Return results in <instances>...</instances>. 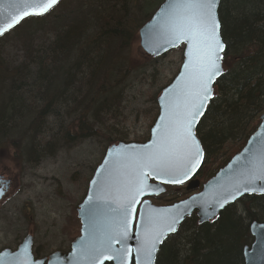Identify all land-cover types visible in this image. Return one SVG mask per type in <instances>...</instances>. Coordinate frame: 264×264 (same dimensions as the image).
I'll return each instance as SVG.
<instances>
[{
  "label": "trees",
  "instance_id": "obj_1",
  "mask_svg": "<svg viewBox=\"0 0 264 264\" xmlns=\"http://www.w3.org/2000/svg\"><path fill=\"white\" fill-rule=\"evenodd\" d=\"M164 1L150 11L155 0H62L45 16L24 20L25 60L10 63L0 46V153L10 147L22 152L27 145L36 159L40 145L57 149L107 126L139 68L127 53ZM219 18L224 72L197 127L205 151L198 177L205 180L243 148L264 113V0H221ZM52 116L73 119L72 128H63V120L42 143ZM171 188L153 200L166 205L188 196L186 190L170 195ZM254 220L264 223V195L245 196L202 225L194 214L161 246L156 264H244Z\"/></svg>",
  "mask_w": 264,
  "mask_h": 264
},
{
  "label": "rangeland",
  "instance_id": "obj_2",
  "mask_svg": "<svg viewBox=\"0 0 264 264\" xmlns=\"http://www.w3.org/2000/svg\"><path fill=\"white\" fill-rule=\"evenodd\" d=\"M161 1L155 0L148 9L154 10ZM22 26L0 38L4 57L13 64L21 63L26 56L24 47L28 34L22 35L19 31ZM183 53L184 46H181L153 58L141 49L137 36L127 54L139 68L126 81L124 100L117 116L110 118L107 126H101L96 136L75 137L74 141L57 149L40 145V155L36 159L25 151L27 145L22 152L13 147L1 151L0 175L5 172L12 184L0 204V250H15L27 235L33 236L34 252H39V258L55 251L70 250L72 242L80 235L79 205L109 143H117L120 139L144 142L149 138L159 113L157 98L179 72ZM61 117L49 118L47 130L40 139L42 143L58 131L64 120ZM73 122V119L65 118L63 128H72ZM233 147L234 143L227 145L220 161L228 157ZM15 154L20 159H15ZM198 178L206 182L205 178ZM174 192H185V186H176L169 191L170 195ZM152 201L156 205L162 204Z\"/></svg>",
  "mask_w": 264,
  "mask_h": 264
},
{
  "label": "snow or ice",
  "instance_id": "obj_3",
  "mask_svg": "<svg viewBox=\"0 0 264 264\" xmlns=\"http://www.w3.org/2000/svg\"><path fill=\"white\" fill-rule=\"evenodd\" d=\"M219 2L220 0H173L164 15L160 35L165 43L187 44V60L181 84L165 105L158 139L139 150L116 153L114 160H106L107 168L102 165L104 173L100 182L101 191L112 194L116 205L113 211L119 217V224L114 236L82 253L81 258L92 264L111 249L113 241L119 242L128 236L127 226L129 218L135 212L134 205L139 203V198L151 187L148 184L149 177L166 176L170 183H183L200 155L199 142L192 131L193 124L203 114L202 109L212 96V83L222 74L220 61L226 47L221 38V25L216 11ZM57 3L58 0H12L7 7L0 6L4 17L3 24H0V35L25 17L47 13ZM257 180H264V157L254 165L243 181L238 182L233 189L225 190V195L215 203L223 208L244 192H264V185L259 188L255 186ZM2 194L3 188H0V195ZM141 218L144 233L142 246L137 252L143 255L144 264H152L158 245L168 233L176 231V224L182 218V213L169 216L164 211L154 210L142 213ZM261 227L264 231V226ZM130 251L117 250V255L122 259ZM10 264H28V261L25 259Z\"/></svg>",
  "mask_w": 264,
  "mask_h": 264
},
{
  "label": "water",
  "instance_id": "obj_4",
  "mask_svg": "<svg viewBox=\"0 0 264 264\" xmlns=\"http://www.w3.org/2000/svg\"><path fill=\"white\" fill-rule=\"evenodd\" d=\"M221 1V0H220ZM12 0H0V6L7 7ZM58 3L54 5L47 13L54 9ZM173 0H165L159 8L154 12L150 20H148L138 32L140 47L145 54L157 58L167 54L168 52L184 46V59L179 69V72L174 77L172 82L161 91L157 102L159 107V114L151 127L149 139L145 142H118L110 145L105 152L101 163L97 166L88 186L87 194L79 205L78 217L81 222L80 235L72 242L71 248L68 252L55 251L49 257L36 259L33 253V236L27 235L19 246L15 249L5 248L0 250V264H10L13 261H28V264H92L91 261L81 258L82 253L90 250L95 245L102 241L107 240L108 237L114 236L119 224V217L113 211L115 207L114 199L111 193L101 191L100 182L104 173V168L108 165L107 161L115 159L114 154L136 151L144 145H151L158 139L159 126L162 124L161 117L165 115V105L169 102L174 94V90L181 84L182 74L184 72V64L187 60L185 55L187 51V44L181 42L177 45H170L165 43L164 38L160 35V25L163 22L165 13L169 10ZM219 6L217 5V17L219 18ZM10 11L12 9H9ZM31 15L22 19L11 29L4 32L3 35L17 28L24 20L30 17H41L46 15ZM2 7H0V24H3ZM221 25V22H220ZM221 34V29H220ZM3 35H0L2 37ZM222 38V34H221ZM223 40V38H222ZM224 42V40H223ZM225 44V42H224ZM226 46V44H225ZM226 50V47H225ZM224 50V52H225ZM222 53V56L224 55ZM222 74L224 72L223 59L220 61ZM222 74L212 83V96L207 100L205 107L202 109L203 114L198 116L193 124V134L199 142L200 155L197 157L194 165L188 176L184 179L183 183L173 184L168 182L166 176H152L148 179V184L151 186L144 196L139 198V203L134 205L135 212L129 218L127 226L128 236L121 239L119 242L113 241L111 249L105 251L103 255L95 262V264H144V257L138 254L137 250L142 246L144 225L141 218L142 213L153 212L154 210L164 211L166 215L174 216L178 212L182 213V218L176 224V231L168 233L163 242L158 245L157 251L154 253L152 264H156L158 252L168 237L175 235L180 226L185 220L196 214L199 224L208 223L215 220L219 214L224 211L228 206L236 203L238 200L245 196L250 195H264L262 191L244 192L242 195L237 196L236 199L230 200L223 208H219L215 203L218 199L225 195V190L233 189L238 182L244 180L254 165L264 157V113L260 116V122L254 132L249 136L243 148L237 152L229 162L220 168L218 172L208 179L205 183L197 177L199 170L202 168L205 151L203 149L201 140L197 134V127L201 118L205 115L208 105L214 95V86ZM155 130V131H154ZM102 165L104 168H102ZM3 185V194L0 195V204L6 197L9 189V180L0 176V183ZM186 184L187 192L196 191L201 186V190L193 193L186 199L177 201L170 205H156L152 202L151 198L160 196L166 192L167 186H176ZM264 185V180H257L255 186L259 188ZM195 198V199H193ZM146 202V203H145ZM184 202H187L186 204ZM179 206V207H177ZM215 213V215H213ZM209 217H212L209 219ZM263 222L254 220L250 223V233L253 241L250 245H246L243 249L244 264H264V231L262 227ZM130 249V253L121 259L117 255V250ZM112 256L114 259H108Z\"/></svg>",
  "mask_w": 264,
  "mask_h": 264
},
{
  "label": "flooded vegetation",
  "instance_id": "obj_5",
  "mask_svg": "<svg viewBox=\"0 0 264 264\" xmlns=\"http://www.w3.org/2000/svg\"><path fill=\"white\" fill-rule=\"evenodd\" d=\"M1 177H3L4 179H8L9 180V187H11L12 181L11 178L6 176V173L4 172L2 175H0ZM3 185V183H0V186ZM10 189V188H9Z\"/></svg>",
  "mask_w": 264,
  "mask_h": 264
}]
</instances>
